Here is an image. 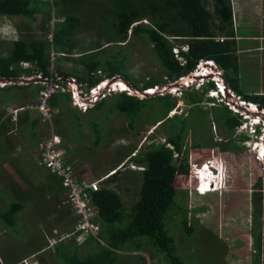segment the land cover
<instances>
[{
	"label": "trees",
	"instance_id": "1",
	"mask_svg": "<svg viewBox=\"0 0 264 264\" xmlns=\"http://www.w3.org/2000/svg\"><path fill=\"white\" fill-rule=\"evenodd\" d=\"M109 1H112V5L107 6V15L101 19L111 30L108 41L98 43L86 52L76 53L74 37L83 30L81 25L85 23L82 20L85 16L76 7L88 3V0H0L2 17H16L19 20L22 18L17 22L19 30L21 26L22 30L24 26L31 28L38 14L46 20L47 26L41 37H35V34H14L12 46L5 55L0 48V78L32 77L41 72L44 77L71 76L90 88L105 79L121 75L133 89L143 92L150 88L163 87L186 76L195 70L199 61H214L222 70L224 81L230 89L244 100L264 108V92L248 93L240 87L241 67L236 55L237 40L229 0ZM209 4H212V8ZM22 22L25 24L22 25ZM90 29L95 31L94 26ZM139 35L146 37L163 71V76L151 74L142 84L131 80L132 76L125 70L128 53L123 55L120 50H115L105 54L108 46L126 42L130 36ZM174 49H177V53ZM24 62L31 67H22L21 63ZM30 85L33 87L30 88ZM211 87L214 84L208 81L201 90H182L181 98L171 96L168 92H155L145 96L128 94L125 91L112 93L84 111L83 115L87 116L91 111L97 110L106 119L117 112L128 119L132 128L137 124L143 126L148 122L159 123L164 141H155L154 138L151 141V136L143 149L137 151L134 146L129 150L130 161L143 167L139 195L130 209L125 206L117 190L109 187V184L116 182L121 172L117 168L120 163L113 166V174L103 180L100 188L92 193L96 206L94 222L100 225L97 237H86L81 242L82 245L72 239L58 241L51 247L56 258L55 264H118L123 257L127 262L128 257L126 252L125 256L119 257L118 251H139L144 246L153 247L157 253H161L164 264H185L178 253L179 246L174 236L166 229L167 214L171 210L179 214L178 225L188 239L196 229L195 225L189 223L188 209L176 198L179 192L175 187L177 176L188 174L191 150L216 147L239 154L245 149L243 142L249 139L246 134H239L219 143L212 138L205 143L199 141L200 135L212 123L223 128L229 136L241 123L240 116L234 114L226 105L205 97ZM40 88L38 83L0 86V91L17 89L24 93L22 99L14 97L15 99L8 100L0 97V102L5 101L7 106L16 103L15 109L23 110L21 115L16 114L13 121V116L2 118L4 110L0 112V135L7 131L14 132L17 128L27 132L29 126L33 136L32 144L35 145L44 138V132L48 128L50 133L56 132L63 139L64 155L69 154V145H76L74 141L79 143L81 137L94 134V145L97 146L103 138L106 139L102 121L81 118V110L69 105L71 98L67 93L52 95L49 100L54 110L52 118L50 122L37 128L36 124L41 123L40 113L35 108ZM180 99L188 108L182 113L169 116ZM211 102L214 104L207 107ZM3 103L0 104L5 106ZM74 173L78 179L83 177L79 170L75 169ZM45 178V182L40 181L32 189L44 197L49 195L48 198L55 200L56 206H61L64 198L63 196L58 199L62 188L64 189L61 180L53 173ZM252 186L253 222H259L258 231L253 236L251 234L252 246L255 253L260 254L264 243V172ZM6 190L0 189V199ZM15 193L23 198L28 191L15 190ZM22 209L23 205L19 201L11 202L7 209L0 208V219L9 226L15 225ZM69 209L72 212L70 207ZM67 241V244H71L70 247L65 246ZM11 250L9 253L13 258L5 259L4 263L17 264L21 257L15 249ZM93 250L96 251L92 253ZM254 264H259L257 258L254 259Z\"/></svg>",
	"mask_w": 264,
	"mask_h": 264
},
{
	"label": "rangeland",
	"instance_id": "2",
	"mask_svg": "<svg viewBox=\"0 0 264 264\" xmlns=\"http://www.w3.org/2000/svg\"><path fill=\"white\" fill-rule=\"evenodd\" d=\"M84 5L83 8H79L81 5L76 7L81 12V15L85 16L82 18L85 23L81 25L84 27L82 28L83 30L74 37L77 46V48L74 49L76 53L86 52L87 50L93 49L96 44L108 41L107 39L111 32L109 26H106V23H102L101 19L103 20V18L106 17L107 6L112 5V1L88 0V3ZM209 6L211 5L209 4ZM21 20L16 17L6 18L0 15V48L4 55L8 53L12 46L13 34L11 28L16 31L17 36L21 33H26L27 35L35 34V37H41L42 32H44L47 27L45 24L46 20H43L39 14L31 28L24 26L22 30L21 28L23 26H21L19 30L17 22ZM144 22L147 23V20H144ZM24 24L25 23L22 22V25ZM92 26H94L95 31L90 29ZM3 33H7L10 37H3L1 35ZM120 45L124 46L119 47ZM115 50H120L123 55L128 53L127 69L125 70L132 76L131 80H137L139 84H142L151 74L163 76V71L151 51V45L144 35H139L137 37L130 36V39L126 42L108 46L105 54ZM262 56L264 57V55ZM256 60L258 61L251 62V68L248 67L250 64L247 65L248 69L251 70H246L247 67L245 65L242 66V71L240 70L239 83L240 87L244 89L245 92H264V59L260 60L258 56ZM199 75L198 72L195 76L198 77ZM118 77L119 79L117 80L121 81V79H123L121 75H118ZM202 78L203 77H199V79L193 83L195 88H198V84L202 81ZM194 79L186 78L185 83L194 81ZM215 79L218 80V78ZM29 87L32 88L33 85ZM164 89L165 86L162 89H158L159 91H156L160 92ZM133 90L135 91L136 89ZM127 91L132 93V89ZM168 91L175 92L170 93L171 96L179 95L175 86L169 87ZM23 94L22 91L17 89L0 91V97L8 100L14 97L22 99V97H24ZM206 94L205 97L207 98ZM148 95H152V93H148ZM0 103L5 105L4 107L7 108L5 111L10 114L14 109V104H16L14 103L12 107H10L7 106L5 101ZM210 105L212 104L208 103L207 107ZM1 106L2 104H0V109ZM186 108H188V106L186 107L184 102L180 99L169 116L174 113H182ZM80 112L84 114V111ZM252 116V114H249L246 120ZM80 117L83 119L88 118V120L97 119L99 122L102 121L105 125L104 132L106 133V139L103 138L102 142L97 146L94 145V134L87 135L86 138L81 137L79 143L74 141L76 145L71 143V147L75 149L74 152H76L75 154L73 153L75 159L72 158L73 161L69 159L67 161L70 162L69 164L74 170L81 171V176H84V179L88 181L107 176L113 172V166L120 163L119 167H117L120 168L119 170L121 171L119 177L116 182L109 184V187L117 190L125 206L130 209L139 195L142 182V170L130 161L131 153H129V150L136 146L137 151H139L140 148L143 149L153 138L155 141L163 142V134L161 133L159 123L152 124L148 122L143 126L137 124L132 128L129 125L128 119L121 114L116 112L106 119L102 117L97 110L91 111L87 116L80 115ZM256 125L261 126V123ZM86 128L89 130L88 126H86ZM47 133H50L48 128H46L44 132V137L48 135ZM3 136L4 134L0 135V189L6 188L9 194L7 198L2 197V199H0V208L7 209L12 201H19L24 206V209L19 212L20 219L18 220V225L16 223L14 226H9L0 219V264H6L4 263L5 259L10 260L13 258V255L9 253L12 251L11 249H15L16 253L20 255H25L24 251H26V249L29 251L30 255L27 257L30 258V260L25 259V257L18 264H23L24 260H27L26 263L28 264H54L56 259L54 258L53 252H50L51 249L40 254L39 259L35 257L37 260H34L32 254L36 251V249H33V247L36 248V243L38 242V246L41 245V241L37 237L43 233H48L52 228H57L58 224L53 223L48 215L45 216L44 222L35 215L34 210L36 209L31 207V203L38 202L35 200L34 196L29 195L28 198L23 200L16 199L14 187L19 186L22 188L25 185L21 179L18 180V185H15L13 177V170H15L17 173H25L34 184H37L40 181L45 182V177H47L50 172L39 167L36 163L38 152L36 147L29 146L31 140H29L30 130L26 132L21 128H17L15 132L11 131L8 132L5 137ZM151 136L153 137L150 139L149 137ZM190 136L192 135L190 134ZM236 136H239V133L236 131L229 136V133L223 128L212 123L208 130H206L203 135H200L199 141L205 143V141L207 142L212 138L213 141L219 143ZM251 143L252 139L244 141L243 145L245 149L239 154L223 151L216 147H204L202 149L198 148L190 151L188 158L189 172L187 175L177 176L175 187L179 190L176 198L181 203H184L185 207L188 209L187 217L189 223L195 225L196 229L191 238L188 239L184 230L178 225L180 216L175 210L174 213L172 210L168 211L166 224V229L174 236L176 244L180 248H178V253L183 258L185 264H254L255 258H257L259 264H264V243L263 248L261 247L260 254H256L252 246L251 237V234L253 236L254 232H257L259 227L258 221L253 222L252 185L256 182L258 177L263 174L264 166L255 159V154L250 148ZM26 150L28 156H26ZM215 162L222 167L219 168L216 176H225V188L227 191L200 196L195 191L197 182L192 174L193 170L198 171V169H200L201 171V165L203 163H213L217 166ZM28 163L34 167H31ZM20 164L22 166H20ZM14 166L18 168H14ZM9 172L12 176L9 175ZM29 191H32V188H30ZM33 192L35 193V190ZM40 199L41 198H39V200ZM43 199H45V204L51 198L47 197ZM38 206V208L41 207L40 205ZM58 228L61 229V227ZM47 229H49V231H47ZM46 245L49 246L48 243H46L44 245L45 248ZM70 245L71 244H66L65 246L70 247ZM94 252L95 250H93L92 253ZM123 252H126L127 258L131 259L129 261H132L130 264H134L135 262L136 264H164L161 257L162 254L160 253V255L150 246H144L142 250L137 251L139 253L135 255L128 254V251ZM119 257H121V255H119ZM46 259H49L48 262Z\"/></svg>",
	"mask_w": 264,
	"mask_h": 264
},
{
	"label": "built area",
	"instance_id": "3",
	"mask_svg": "<svg viewBox=\"0 0 264 264\" xmlns=\"http://www.w3.org/2000/svg\"><path fill=\"white\" fill-rule=\"evenodd\" d=\"M174 52L177 53V49H174ZM21 64L22 67L30 66L26 62ZM198 66L201 68L199 74H212V76L204 75V78H202V81L198 85L201 87L202 84L207 83L209 80H214L216 90L210 89L208 91L209 94L216 97L218 103L226 105L229 110L234 114H238L240 118H242L241 123L236 127L235 131L239 134H246L249 137L247 141L252 139L250 148L255 154V159L261 162L264 166V108L244 100L232 89L224 85L222 83L221 72L212 61H201ZM195 75L196 73L191 72L188 76L181 77L175 82L179 83L176 87L179 95H181L180 88L190 87L195 83ZM32 77L34 79L32 83H38L41 85L38 92V103L35 108L39 111L42 119L48 122H50L54 112L49 100L52 95L56 93L69 94L71 105L81 111L88 110L100 99L115 92L125 91L128 94H131L127 90L132 89V93L138 94L137 91H134L133 88L125 83L123 79H121V81L117 80L119 77L105 79L90 88H87L85 84H80L71 76L63 78L44 77L41 72H38ZM24 78L26 77L24 76ZM186 78H193L194 81L185 83ZM215 78H218V80ZM172 84L165 85V89L161 90L160 93L168 91V88L171 87L170 85ZM163 87L150 88L144 90V92L153 94ZM250 106H254L257 111L252 112ZM16 112L17 109L14 110V113ZM249 114H252L253 116L246 120V117H249ZM258 123H261V126L257 127L258 125L256 124ZM37 148L39 165L50 173L55 174L61 180V184L65 189L64 198L61 204L70 207L76 217L73 229L69 232H58L55 230L54 233L56 236H50L48 238V245L53 246L58 241L70 239H74L76 242L81 243L86 237H97L100 225L97 222H94L96 206L93 203L92 193L100 188V182H102L107 176L90 181L84 179V176L81 177V179H78L74 173L75 170L73 167L64 160L62 139L56 132H51L39 141ZM26 262L27 260H24L23 264H28Z\"/></svg>",
	"mask_w": 264,
	"mask_h": 264
},
{
	"label": "crops",
	"instance_id": "4",
	"mask_svg": "<svg viewBox=\"0 0 264 264\" xmlns=\"http://www.w3.org/2000/svg\"><path fill=\"white\" fill-rule=\"evenodd\" d=\"M229 1H230V6H231V19H232L233 30H234V33L236 35L235 37L237 40L236 55H237V58L239 61V65L241 67V71H242V66H244V65L247 67V65L250 64V66H248V67L251 68V62L252 61L257 62L259 60V59L256 60V58H258V56L260 57V60L264 59V57L262 56V55H264V0H229ZM84 6L85 5H81V7H79V8H83ZM210 8H212V4H211ZM1 35L3 37L6 36L3 34H1ZM257 64H259V63H257ZM248 67L246 68V70H251V69H248ZM247 72H250V71H247ZM69 105H71V103ZM10 107H12V106L10 105ZM6 109H7L6 107L1 106L0 112L4 110V114H3L2 118L3 117L8 118L10 116H13L12 121L14 120V117H16V114L21 115V113L23 111L21 108V110H18L16 113H14V110H15V107H14V109L12 110V113L10 114L7 111H5ZM80 115L82 116L83 114L81 113ZM40 118H41V123L36 124L37 128L40 126L42 127L46 122H48V121L43 120L42 117H40ZM29 123H27V124H29ZM26 130L27 131L30 130V132H31V128L29 129V126H27ZM41 131H42V129H41ZM8 132H11V131L5 132L3 137H5ZM39 132H40V129H39ZM1 135H3V134H1ZM32 139H33V136L30 134L29 146H34L37 148L39 142L35 145L31 144ZM69 147H70L69 155H64L65 161L68 159L73 161V159H75V157L73 156V153L74 154L76 153V152H74L75 149H72L71 145H69ZM25 152H26V156H28L27 150ZM37 152H38V148H37ZM36 163L40 167L39 162H38V154H37ZM28 164L31 167H33L30 163H28ZM20 166H22V165L20 164ZM15 167L16 166H14V168ZM16 168H18V167H16ZM9 175L12 176L10 174V172H9ZM13 177H14L15 185H18L19 179L23 180L24 185H25L22 188H20L19 186H15L14 189L16 190V192L17 191H25V189H26V191H28L27 195L23 198H19L18 197L19 195L15 193L16 199L23 200V199L28 198L29 195L34 196L35 200L38 202V203H36V202L31 203V207L36 209V210H34L35 215H37V217H39L42 220V222L45 221V216L48 215L49 219L53 223L58 224L57 228H52V229L49 228L51 230L49 231V229H47V231H49L48 233H45V234L43 233L37 237L38 239H40L41 245L38 246V242H37L36 248L33 247V249H36V251L32 254V256H34V260H37V259H39L40 254L45 253L46 251L51 249V246L46 245V248L44 246L46 243H48L46 241L47 240L46 238L55 235V233H54L55 230L58 232H69V231H71L73 229V226H74L73 223H75L76 218L73 216L72 212L69 211L70 209L68 206H63V204H61V206L57 204V206H56V204H55L56 202H55V200L53 201V199L49 200L47 203L44 204L45 199H43V198H46L49 195L44 197L38 193H34L33 189H32V191H29L30 188H32L33 186H36L37 184H34L33 181L31 179H29L27 177V175H25V173L21 174V173H17L15 170H13ZM27 185L30 188H28ZM61 191H62V193L58 197L59 200L62 199V197L65 194V189L62 188ZM8 194H9V192L6 190L3 193L2 197L7 198ZM39 198H41L43 200L40 199L41 200L40 201ZM12 202H16V201H12ZM38 205L41 206L40 207L41 209L38 208L39 207ZM23 209H24V206H23ZM18 217L20 219L19 213H18ZM60 223H61V225H60ZM17 225H18V221H17ZM12 226H14V225H12ZM58 227H61L62 230L59 229ZM43 231H45V230H43ZM24 239H25V237H24ZM72 240L75 241L74 239H72ZM35 242H36V240H35ZM65 243L67 244V243H69V241H67ZM79 245H82V243ZM50 252H52V250ZM24 253H25V255L19 254V256L21 257L19 259L22 260L26 257L25 259L30 260V258L27 257L28 255H30L29 251L26 249V251H24ZM136 253H139V252L132 251V252H129L128 254L135 255ZM118 254L121 256H125V252H123V251H118ZM35 257H37V259H35ZM21 260H19L18 263ZM48 260L49 259H46L47 262H48ZM130 260L131 259L127 258V262H126V259L123 257V259L120 261V263L118 262V264H130L132 262V261L129 262ZM139 261H143V260H139ZM134 264H136V262Z\"/></svg>",
	"mask_w": 264,
	"mask_h": 264
},
{
	"label": "clouds",
	"instance_id": "5",
	"mask_svg": "<svg viewBox=\"0 0 264 264\" xmlns=\"http://www.w3.org/2000/svg\"><path fill=\"white\" fill-rule=\"evenodd\" d=\"M12 29V34L14 35V34H16V31L13 29V28H11ZM3 35H6V36H8V37H10L7 33H3ZM12 35V36H13ZM11 40V39H10ZM183 49H186L185 48V46H183ZM201 61H199L198 63H197V65H196V68H195V70L194 71H191V72H194V73H196V75H197V73L198 72H201V68L198 66V64L200 63ZM213 63H215L214 61H212ZM216 64V63H215ZM216 66H217V64H216ZM217 68L220 70V72H221V75H222V83L224 84V85H226L227 86V84L225 83V81H224V78H223V72H222V70L220 69V67L219 66H217ZM198 70H200V71H198ZM190 72V73H191ZM189 73V74H190ZM189 74H187L186 76H188ZM204 75H211V73H207V74H204ZM204 75L203 74H200L198 77L197 76H195V82L199 79V77H201V76H203V78H204ZM186 76H184V77H186ZM212 76V75H211ZM206 79V78H205ZM177 81V80H176ZM176 81H174V82H170V83H168V84H172V83H175ZM209 81H212L213 82V84H214V87L212 88H209L208 90H207V94H206V96L207 97H210V98H213L214 100V102L215 103H218L217 101H216V97H214V96H211L210 94H209V90L210 89H212V90H216V86H215V82H214V80H209ZM208 83V82H207ZM207 83H205V84H202L201 85V87L202 86H204V85H206ZM168 84H166V85H168ZM165 86V85H164ZM178 86V85H177ZM177 86H175V87H177ZM201 87H200V85H198V88L196 87L195 88V86H194V84H192L191 86H190V88H188V87H184V88H180V90L182 91V90H186V89H191V88H194V89H198V90H201ZM228 87V86H227ZM166 92H168V91H166ZM168 93H175V92H168ZM181 95H182V92H181ZM181 95H176V97H178V98H181ZM211 104H214V103H212L211 102ZM257 127H259V126H257ZM216 164H217V166H215L213 163H203L202 165H201V171H200V169H198V171H194L193 170V175H194V178H195V180H196V182H197V185H196V187H195V191L197 192V194L198 195H200V196H204V195H206V194H209V193H221V191L223 192H226L227 191V189L225 188L226 187V178H225V176H223V177H220V176H216L217 174H218V171H219V168H222L221 167V165H219L217 162H215ZM197 165H199V164H197ZM137 166V165H136ZM140 170H143V167H141V166H137ZM119 169V168H118ZM114 172V171H113ZM113 172H111L112 174H113ZM110 173V174H111ZM110 174H108L107 175V177L104 179V180H106L107 178H108V176L110 175Z\"/></svg>",
	"mask_w": 264,
	"mask_h": 264
},
{
	"label": "water",
	"instance_id": "6",
	"mask_svg": "<svg viewBox=\"0 0 264 264\" xmlns=\"http://www.w3.org/2000/svg\"><path fill=\"white\" fill-rule=\"evenodd\" d=\"M33 80H34L33 77H27V78L20 77V78H10V79L0 78V86H5V85H9V84H29V83H32ZM125 83H127V82L125 81ZM177 85H179V83H175V84H172L170 86L174 87ZM137 93H138L137 95H140V96L148 95V93H145L144 91L143 92L137 91Z\"/></svg>",
	"mask_w": 264,
	"mask_h": 264
},
{
	"label": "bare ground",
	"instance_id": "7",
	"mask_svg": "<svg viewBox=\"0 0 264 264\" xmlns=\"http://www.w3.org/2000/svg\"><path fill=\"white\" fill-rule=\"evenodd\" d=\"M250 107H251V109H252V110H251L252 112H256V111H257V110H255V107H254V106H250Z\"/></svg>",
	"mask_w": 264,
	"mask_h": 264
}]
</instances>
